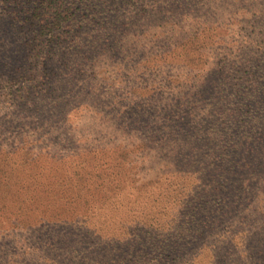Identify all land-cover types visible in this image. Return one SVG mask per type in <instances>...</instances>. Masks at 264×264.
<instances>
[{"label": "rangeland", "instance_id": "obj_1", "mask_svg": "<svg viewBox=\"0 0 264 264\" xmlns=\"http://www.w3.org/2000/svg\"><path fill=\"white\" fill-rule=\"evenodd\" d=\"M49 1L0 0V264H264V0Z\"/></svg>", "mask_w": 264, "mask_h": 264}, {"label": "trees", "instance_id": "obj_2", "mask_svg": "<svg viewBox=\"0 0 264 264\" xmlns=\"http://www.w3.org/2000/svg\"><path fill=\"white\" fill-rule=\"evenodd\" d=\"M67 0H51L47 3V8L44 9L42 15H39L37 18L39 19L37 24L40 30H59L63 26V24L71 23V18L74 15V12L71 11L70 6L72 2L65 6ZM69 1V0H68ZM155 4L159 3V0H152ZM91 2L92 5H91ZM128 3H135L137 7H141L138 4L137 0L129 1V0H87L85 5L88 7L89 12H105L104 7L106 4H112V7H118L122 5L121 8L126 9ZM167 2V1H166ZM168 4V2H167ZM92 6V8H91ZM170 264V261L168 260ZM167 264V260L165 261Z\"/></svg>", "mask_w": 264, "mask_h": 264}]
</instances>
